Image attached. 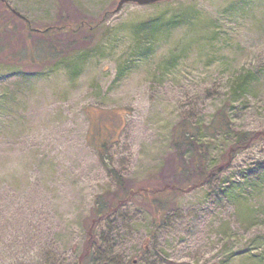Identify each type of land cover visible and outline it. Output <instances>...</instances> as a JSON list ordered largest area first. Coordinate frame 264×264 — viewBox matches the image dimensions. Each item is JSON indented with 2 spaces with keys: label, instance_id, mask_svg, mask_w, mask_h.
<instances>
[{
  "label": "rangeland",
  "instance_id": "374dc122",
  "mask_svg": "<svg viewBox=\"0 0 264 264\" xmlns=\"http://www.w3.org/2000/svg\"><path fill=\"white\" fill-rule=\"evenodd\" d=\"M6 1L32 28L87 27L86 41L59 42L54 58L23 61V45L41 37L0 1V264L79 263L98 196L119 192L89 141L95 115L123 126L109 134L106 159L128 186L168 193L193 175L195 151L176 144L178 127L199 129L196 144L210 143L213 164L231 142L208 134L216 113L234 129H264V0L119 10V0ZM149 18L158 26L140 31ZM242 74L248 87L234 93ZM165 206L160 226L142 196L102 219L86 263L264 264V140Z\"/></svg>",
  "mask_w": 264,
  "mask_h": 264
},
{
  "label": "trees",
  "instance_id": "16d2710c",
  "mask_svg": "<svg viewBox=\"0 0 264 264\" xmlns=\"http://www.w3.org/2000/svg\"><path fill=\"white\" fill-rule=\"evenodd\" d=\"M0 1L3 2L2 0ZM5 6L7 7L6 4ZM6 10L10 11L8 7ZM11 14L13 13L11 12ZM159 21L160 18H149L144 20L139 25L140 31H153V29L158 26ZM23 22L25 24V28L29 31V36L37 34L38 31L32 29L31 22H29L30 24L26 21ZM59 26L61 31L53 32L57 26H48L45 28L48 29L47 31L44 29L43 31L38 32V37H41L39 38V41H37L35 44L33 43L30 46H26L24 44V47L18 52V58L23 61L29 59L32 61V63H37L39 61L45 60L46 58H54L58 54L57 46L59 42L60 46L62 43H66V46H69L71 44L78 45L79 43L86 41V38L81 36V33L85 30L84 27H87L84 21L80 22L77 28L70 29V31L66 30V24ZM91 28L93 27H90V30H92ZM2 37L3 36L0 37V43L5 42V40H2ZM3 47L4 45L2 44V46H0V51ZM249 80L250 74H242L235 82L233 92H245L246 88L248 87ZM95 116L96 117H94L92 120V128H94V132L91 134L90 130L89 141L97 146L102 163L106 166L108 172L116 181L119 192L111 201L103 199V195L98 196L96 206L92 211V215L87 227V243L85 251L80 255L78 264H87V259L93 252L95 245V230L98 223L102 219L107 218L110 214L117 211L121 206L133 200L136 198V196H142L150 205L155 221L158 222V220H161L165 215V203L171 194L191 191L208 184L218 174L228 168L234 158L240 152L249 148L253 143L264 140V129L256 131L234 129L231 127V123L226 115L225 110L219 111L215 114V119L207 126L206 129L211 137H231V142L224 150L221 157L222 159L219 163H210V143L207 142L199 145L196 144V137L199 131L198 128L192 127L191 125L187 126L186 128H181L180 126L176 129L175 133L176 144H183L184 146H188L195 151L190 168L193 175L189 179L188 183L184 187H180L175 184L171 188L172 193L155 189L151 191L150 188L144 187L135 189L128 186L125 177L121 175L115 167H112L109 161L106 159L107 153L109 151V144L111 143L112 138L109 136V134H118L121 132L123 129L122 124H120L121 122L114 118H110L109 120L106 119L107 121H104V119L102 120L103 117L97 115ZM104 134L107 138L101 140L100 138H102V135ZM160 224L161 223L158 222V226H160Z\"/></svg>",
  "mask_w": 264,
  "mask_h": 264
},
{
  "label": "water",
  "instance_id": "95a60500",
  "mask_svg": "<svg viewBox=\"0 0 264 264\" xmlns=\"http://www.w3.org/2000/svg\"><path fill=\"white\" fill-rule=\"evenodd\" d=\"M130 1L137 2V3L142 4V5H148V4H153V3H156V2H158V1H163V0H119L116 10H119V9L122 7V5H123L124 3L130 2ZM167 1H170V0H167ZM11 10H12L13 13H14L15 15H17L18 17H21V18H23V19H26V17H24V16H23L20 12H18L17 10H15V9H11ZM148 242H149V240H147L146 243H145V247H146V248H147V246H148ZM133 263H137V260L134 259V260H133Z\"/></svg>",
  "mask_w": 264,
  "mask_h": 264
}]
</instances>
